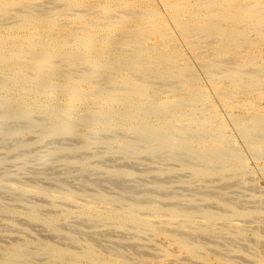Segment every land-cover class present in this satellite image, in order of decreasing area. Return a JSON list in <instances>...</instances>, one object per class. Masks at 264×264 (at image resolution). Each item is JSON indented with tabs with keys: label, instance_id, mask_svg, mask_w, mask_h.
<instances>
[{
	"label": "bare ground",
	"instance_id": "bare-ground-1",
	"mask_svg": "<svg viewBox=\"0 0 264 264\" xmlns=\"http://www.w3.org/2000/svg\"><path fill=\"white\" fill-rule=\"evenodd\" d=\"M154 3L155 6L154 5L152 6V4ZM166 17L169 18V21L170 20L173 21V23L171 24L175 25L174 28H176V31H172V32L173 33L176 32L179 35V38L183 39L184 44L187 46L188 50L194 53L195 57L197 58V60L195 59L196 64L201 69L203 75H205V78H207L212 83L214 93L217 96L223 98V100H225L226 103H228L227 102L228 100H235L236 98L246 97L245 95H248L246 97L247 99L242 98V100H244L242 107V111H244V113L242 115L235 114V116L229 114L228 115L233 116L231 118L232 119L231 122L234 123L236 129L239 131V134L241 135V139L244 140L245 144L249 148V151L252 152L254 155L258 156V158L260 157L259 160L261 158H263L264 160V110L263 111L258 110L259 107H257L256 105L257 103L255 102L254 99L251 98L252 97L251 94H253L254 92L258 94L257 91L260 89V86H262V81L264 79V67L260 64V60L264 57V52L261 51L262 44L264 43V0H0V94H2L7 101L10 102L11 100H14L18 104L17 109H9L10 115L15 116V114H13L15 112H17L18 115L22 111V110L20 111L19 107L20 105H22L24 101L29 102L26 103L27 105H25L26 108L25 112L29 113V112L38 111L43 114L50 113L52 111L51 108L52 103L55 99H57L61 101L59 103V106L62 109H64V112L69 119L74 118V116L77 115L78 122L79 121L85 122L86 120H88L87 115L85 113L78 115V112H80L81 109H86L88 110L87 113L89 114L88 117L90 119L91 125H97V124L98 126L99 124L103 125L104 129L109 130V133L110 131H115L117 129H118L117 131H119V129L122 128L129 135H132L133 137L145 141L146 144H149V148L147 150L151 154L150 156L152 158H153L152 155H154L155 153H158L163 150H170L173 153V155H171L170 157L173 158L174 161L175 160L182 161L180 160L182 156L179 159V155H178V153H180L179 151H182L181 153L184 152L185 155H187V157L190 159V161H188L187 163L183 164L189 159H186L182 163L183 168L193 171L197 176L204 178V180L218 179L223 184H228L232 182L237 183V181L244 183L250 177V176L248 177L247 172H244V168L247 165H244V161H243L244 159H242L237 146L234 145L233 142L231 143L229 141V136H227L226 134L227 129L225 127V124L220 122L217 123V118L219 116L217 115L218 113L214 109L215 106L211 104L207 96L209 95L207 93L208 91L207 90L204 91L205 93H207V95H205L204 92H202L200 89H198V87L195 86L196 84L193 85L194 84L192 83L193 81H190L191 78L189 79L187 78V75L190 72H192L191 70L192 68L189 63L190 59L187 61L186 59H183L180 53V49L183 46H181L180 42L178 43L174 41L173 35L168 29L169 26L166 25L167 23ZM174 28H172V30ZM5 30L7 31L6 33L8 34L11 33L12 35L11 39L10 37L9 39H7L8 35L6 36V38L4 37V35H2V32ZM176 33L175 35L177 37ZM194 38H197L198 40L196 41L194 40ZM182 39H180V41ZM206 56L209 57V59H205ZM110 72L114 73L115 75H110L109 74ZM194 72H196V70ZM197 79L198 78H196L195 80ZM211 91L213 93V90ZM166 93H169L170 95L169 94L166 95ZM262 94H258V95L262 96ZM39 98L41 99V101L42 99L44 100V103L42 105L37 104L34 101V99L38 100ZM8 108L10 107H7V109ZM60 111L57 112L61 113ZM60 116L62 117V115ZM220 118L221 116L219 117V120L222 121ZM35 119L37 118L35 117ZM55 125L56 123L54 124V126ZM47 127L49 128V126ZM69 127L67 126L66 131L67 133L71 134V131L73 129L70 130ZM54 128H56V126L53 127V129ZM48 130H46L45 132H47ZM92 131L94 132V130ZM101 131L102 129L100 128L101 136L104 135L105 132H107L105 134H109L108 131H105L103 134ZM38 132H40V130H38ZM97 132L95 134L92 132L91 133L96 136L98 134ZM170 132H171L170 134L171 137L168 138ZM84 134L86 135V133ZM46 135H48V133H46ZM63 135L66 136L64 133ZM94 135L92 137H94ZM119 135H121V133ZM173 135L174 136L177 135V137L179 138L174 139V137H172ZM35 137H33V139ZM97 137L99 138V136ZM107 137H108L107 141L110 140L111 137L110 138L109 136ZM60 138L62 139L64 137L61 136ZM50 139H47L48 143H45V145L49 144ZM79 139L78 142L76 141L77 143H79ZM89 139H91V137H89ZM120 139H118V141ZM47 140L45 139V142H47ZM59 141L61 140L59 139ZM81 141L82 139H80V142ZM88 142H90V140ZM117 143H120V145H122L123 147L133 146L130 142L124 140L119 141ZM138 146L137 148L134 147V149L135 148L139 149ZM141 147L144 149L143 146H140V149H142ZM104 148L106 149V147ZM137 152L134 154H137ZM143 153H146V151ZM162 153L163 152H161L160 154L162 155ZM124 154L125 153L122 152L121 155ZM254 155H250V156H254ZM129 156L131 157V155ZM167 156L165 155V157ZM67 157H69V155ZM77 157L79 158V156ZM110 157L112 156L110 155ZM51 158L53 159V157ZM184 158L186 157H183V160ZM196 158L203 163V165L201 164L202 165L201 167H196V165H198L199 163L194 164L193 159ZM196 161L199 162L198 160ZM155 163L157 162L155 161ZM76 167L77 166H75L74 168ZM155 168L156 167L154 166V169ZM121 170L123 169L121 168ZM261 171L263 170L261 169ZM98 172L100 173V171ZM250 172H252V170ZM117 174L121 175L123 178L124 176L127 177L131 175L129 172H124V171L118 172ZM156 175L158 176V174ZM73 176L76 175L74 174ZM114 176L115 175H113V177ZM139 177L142 176L140 175ZM251 177L250 179H248L249 181H252ZM97 178L99 179V177ZM119 178L120 177H118V180ZM98 179L96 180L95 178V181H97V183L100 182V181L98 182ZM129 179L133 180L134 178H129ZM151 179L153 178L151 177ZM196 180L197 178L195 179L194 182H196ZM198 180L200 179L198 178ZM213 182L214 181H212V183ZM183 183L185 182L183 181ZM250 184L251 183H249V185ZM59 186L60 185H58V187ZM212 186L213 185H211V187ZM227 186L225 185V187ZM217 187H219V189L221 188L219 185H217ZM237 187H239V185ZM74 189L75 188H73V190ZM153 189L155 188H152L150 192L154 193ZM210 189L211 188H209V191ZM134 190L136 191L135 188L132 189V191ZM221 190H223V188H221ZM183 191L185 192V190ZM213 191L215 194V190H212L211 192ZM152 193H150V195H152ZM160 193L161 192H159V194ZM208 193L209 195L211 194L210 192ZM49 194L50 193H48V195ZM69 194L71 195V193ZM214 194L212 193L213 196L211 197L208 196L209 198H207V201L210 202L211 204L215 203L217 205L216 207L218 208L220 206L221 210L222 208H226V210H228L227 214L220 215L214 212L204 210L199 207L194 208L192 207L194 203L192 205H188L189 207L191 206L194 209L182 211V210H178L173 206L172 207L169 206V208L167 209L158 206L156 204L140 205V203L143 202L140 201L141 199L139 200L140 203L139 202L134 203L133 201L134 199H130V201L132 200L133 203L132 202L126 203L120 200L115 201L116 199L110 200V198L107 199L106 197L103 196H95L92 198V200L90 199L89 202L86 200L88 204H85L83 206L80 205L82 211L81 215L82 218L85 220H90V221L95 220V222L96 220L108 221L110 224V230L116 232L124 231L128 227H132L135 232L133 234L135 237H133L129 242H127V244L126 243L125 244L135 251L148 250L151 252L152 250H160L161 252L164 253L165 258L170 259V260L168 259L169 262L170 261L180 262L179 256L177 257L176 255L170 253L168 250L163 249L156 244L155 242L156 238H158V240L159 238H164L165 241L169 243V245H171L176 250L184 254L183 256L186 257L187 261H190L192 264H202L200 262L202 258L199 261L198 254L201 251L204 252V249L206 250V246L197 241L195 242L192 241V243L189 242V237L195 236L197 235V233L198 235H200V233L198 231L192 232L190 230L189 231H187L186 229L184 230L182 229V227H179L178 225L179 223H186L188 227L191 226L193 221L192 220L193 215L198 214L196 212H199L201 214L200 221L201 220L204 221V223L207 226H209L211 229H213L212 226L214 225V223L217 222L224 224H233V225H235L234 223L236 221H241L242 223L254 222L256 226L252 232H254L253 234L255 235L256 242L261 241L263 240L262 238H264V209L262 207L258 206L255 208H244L245 206L244 204L240 205L238 202L228 203L225 202L222 197L214 196ZM51 195L54 194L52 193ZM62 195L59 196L62 197ZM74 195L76 196V194ZM197 195H195V197ZM67 196H65V199L66 200L70 199V197L68 198ZM164 196L165 195H163V197ZM230 197L231 196H229V198ZM123 199L126 200V198ZM149 199L150 198H148V200ZM201 199L202 198H200V200ZM152 200L153 199L151 198V201ZM197 200L195 198V201ZM252 200H254L256 203L260 202V199H258V197L256 196H254ZM135 201H137V199ZM202 201H206V200L202 199ZM237 201L239 200L237 199ZM155 202L160 203L158 201ZM176 202H173L172 204H174L175 206ZM206 203L202 202L203 206ZM170 204L171 203H169V205ZM176 206H179V204ZM186 206L187 205H185V208L188 207ZM211 206L212 205L208 207L210 208ZM206 207L207 205H205V208ZM28 210H31V208L30 209L28 208ZM13 213L18 216L20 215V217L22 215L21 212H13ZM39 213L37 212L36 209H33L29 214L26 213L27 214L26 218L31 222L37 223L40 220ZM62 217L64 216H61V218ZM44 219L45 218H43V222H45ZM50 220H52V223L46 222V226L50 228L49 230H51L52 235L60 238L61 236H65L63 235V233L61 234L59 232L58 228H56L58 225L57 226L55 225L58 222H60V218L59 217L53 219L50 218ZM84 223H86V221ZM62 225L63 224L61 223L59 226L62 227ZM44 230L46 229L44 228ZM221 231L224 234L225 230H221ZM93 233L91 234L93 235ZM110 233L112 232L110 231ZM145 234L146 235L148 234L149 236L147 235L148 237L142 239V237H145L144 236ZM225 235H227V233H225ZM120 237L122 236L120 235ZM66 238L67 240L69 238V240L73 243V245L74 244L79 245L80 243L79 240H77L76 238L70 236H66ZM159 242L160 240L158 241V243ZM94 243H95L94 239L89 240L88 243L89 247L87 248V252H85L87 255L86 258L88 257L89 260L90 261L92 260L94 264H145L144 262H139V259L138 261L127 260L124 254H121L125 252L120 251L118 249L116 250L115 248L114 250H116L117 254L109 253L108 257L103 256V258H101L103 255L102 254L101 257H98L96 253L97 247H95L96 245ZM75 245L73 247H75ZM51 246L48 247L45 245L44 246L45 248L48 247L47 250L43 247L40 248L41 250L40 254L48 253L49 257L51 256L54 259L64 258V256L66 255L65 251H67V250L65 251L63 250L64 247L62 249H58L59 247L54 248L53 246L52 247ZM46 251L49 252L46 253ZM214 251L217 253L218 249H214ZM12 253H10L11 255H8L7 258L10 257L11 259ZM236 253L238 255V253L240 252H236ZM137 254L139 255V253ZM13 255L16 256L29 255V251L27 250V247L22 246L21 248L19 247L18 251L14 252ZM146 255L149 257L148 254ZM16 256H13V259ZM152 256L155 257L154 255ZM75 257L77 258L80 256L76 255ZM15 260H17V258ZM204 260H206V262L203 263L206 264L216 262L215 261L216 259L214 260L209 255L206 256ZM219 260L217 261V263L219 262ZM225 260L229 261L228 259ZM153 262L154 261H152V263ZM165 262H158V263L159 264L169 263V262L168 263ZM255 262L257 261L255 260ZM68 263L72 264L73 261L72 263L68 261ZM180 263L191 264L187 262L185 263L183 261ZM231 263L229 262L225 264H231ZM257 264H264V261H260Z\"/></svg>",
	"mask_w": 264,
	"mask_h": 264
},
{
	"label": "rangeland",
	"instance_id": "rangeland-1",
	"mask_svg": "<svg viewBox=\"0 0 264 264\" xmlns=\"http://www.w3.org/2000/svg\"><path fill=\"white\" fill-rule=\"evenodd\" d=\"M153 5L155 6V3L152 4V6ZM164 16H165V13H164ZM168 21H169V18L166 17V22H167L166 25L169 26L168 29L172 33L174 41H176L178 43L180 42L181 46H183L180 49V53H181L183 59H186V61L190 59L189 60L190 62L189 61L188 62L191 65L192 72H190L187 75V78L188 79L191 78L190 81H193L192 82V83H194L193 85L196 84L195 86L198 87V89H200L202 92H204L206 90L208 91L207 93L209 95H207V93L204 92L205 95L208 96L211 104L215 106V107L214 106L213 107L216 110V112L218 113L217 115L219 117L221 116L220 119L222 121H220L219 117H218L217 118V123L220 122V123H224L225 124V127L227 129L226 134H227V136H229V141L231 143L233 142V144L237 146L242 159H244L243 160L244 161V165H247V166H245L246 170L244 168V172L248 173V177L252 176L251 177L252 181L248 180V179H250V177L247 179V181L244 182L245 184L243 182H238V181H237V183L236 182H232V183H228V184H223L218 179H210V180L205 179L204 180V178H201V177L197 176L193 171L183 168V164H185L188 161H190V159L187 157V155H185L184 152L181 153L182 151H179L181 154L178 153L179 159L182 156V158L180 159L182 161H176V160L174 161V159L170 157L171 155H173V153L170 150H163V151L158 152L159 154L161 152H163L162 155L161 154L159 155L158 153H155L157 155H155V154L152 155L153 156V158H152L150 156L151 154L147 150L149 148V144H146L145 141H142V140H140V139H138L136 137H133L132 135H129L122 128H120L119 131H117L118 130L117 129L115 131H110V133H109V130L104 129L103 125H100V124H99V126H98V124L97 125H91L90 119L88 117L89 114L87 113L88 110H86V109H81L80 112H78V115L79 114L81 115V114H84V113L87 115V119L88 120H86L85 122L84 121L83 122H81V121L78 122V119H77L78 116L77 115H75L74 118L69 119L68 116L65 114L64 109H62L59 106V103L61 101H59L57 99H55L53 101L52 106H51L52 111L50 113H44L43 114L41 112L34 111L36 113L35 114L34 112H29V113L25 112V110H26L25 105H27L26 103H29V102L28 101H24L22 103V105H20V107H19L20 111L22 110L20 112L21 114L19 113L20 116H19V114L17 115V112L13 113L17 117H15L14 115L12 116V115H10V110L9 109H17L18 104L14 100H11L10 102L7 101L6 98L2 94H0V121H1L0 122V254H1L0 255V264H2V263L3 264H22V262H23V264H64V263L67 264L68 261L70 263H72V261H73L72 264H94L92 260L90 261L88 257H87L88 259L86 258L87 255L85 253V252H87V248L89 247L88 243H89V240H91V239L95 240L94 244L96 246L95 245L94 246L97 247L96 253H97L98 257H101V255L103 254L101 258H103V256L104 257H108L109 253L110 254H117L116 250L118 249L120 251H124L125 252V253H121V252H119V253L124 254L125 258L127 260H129V261H132V260L133 261H138V259H139V262H144L145 264H147V263L148 264H150V263L151 264H159L158 262H165V261H166L165 263L169 262L170 259L169 258H165L164 253L161 252L160 250H152L151 252L148 251V250H136L135 251L132 248L128 247V245H126L127 242H129L133 237H135L133 235L135 232H134V229L132 227H128V228H126L127 230L125 229L124 231H120V232H122V233H120L119 231L116 232V231L110 230V224H109L108 221L96 220V222H97V225H96L95 220H91L90 221V220L83 219L82 215H81V213H82L81 206H83L85 204H88L90 199L92 200V198L95 197V196H103V197H106L107 199L110 198V200L111 199L112 200L116 199L115 201H119L120 200V201H123V202H126V203H131L132 200L130 201V199H134L133 200L134 203H136V202L138 203L139 200L141 199L140 201H143L144 203L143 202H141V203L139 202L140 205L156 204L158 206H161V207H164V208H167V209L169 208V206L170 207L173 206V207L177 208L178 210H182V211L194 209L195 207H199V208H202L204 210H207V211H210V212H214V213H217V214H220V215L227 214L228 210H226V208H222V210H221L219 205H218L219 206V208H218V207H216L217 205L215 203L211 204L210 202L207 201V198L213 196L212 193L214 194V191L213 192H211V191L215 190L214 196L222 197L225 202H228V203L238 202L240 205L244 204L245 206H247V207H245L243 205L244 208H255V207L259 206V207H262L264 209V176H263L264 175V172H263L264 171V169H263L264 168V160H263V158H261L259 160L260 157L258 158V156L254 155L252 152L249 151L248 146L245 144L244 140L241 139V135L239 134V131L236 129L234 123L231 122L232 121L231 118L233 116H235V114L236 115H242L244 113V111H242V107H243V103H244V100H242V98L243 99H247L246 97L248 95H245L246 97L236 98L235 100H228L227 101L228 103H226V101L223 100V98H220L219 96H217L214 93V89L212 87V83L207 78H205V75H203L201 69L196 64L197 58L195 57L194 53H192L190 50H188L187 46L184 44L183 39L179 38V35L176 32H174V33L172 32V31H176V28H174L175 25L171 24V23H173V21L170 20L169 21L170 23ZM172 28H174L175 30L174 29L172 30ZM6 32H7L6 30L3 31L2 35H4L5 38L8 35L7 39H9V37L11 39V36H12L11 33L8 34ZM175 33L177 34V37H176ZM180 39H182V40L180 41ZM194 40L197 41L198 39L194 38ZM261 51L264 52V43L262 44ZM191 55L194 56L195 58L192 57ZM205 59H209V57L206 56ZM260 64L264 67V57L260 60ZM195 70H196L197 73L194 72ZM109 74L110 75H115L112 72H110ZM196 78H198V79L195 80ZM263 83H264V79L262 81V86H260V89L257 91L258 94H262L263 93L262 96L258 95L255 92H254L255 94L254 93L251 94V96H252L251 98L255 100V102L257 103L256 104L257 107L262 109L261 110V109L258 108V110H260V111L264 110V97H263L264 92H261V91H264V84ZM211 90H213V93H212ZM168 94L169 93H166V95H168ZM213 94H215V95H213ZM256 94H257V96H256ZM249 97H250V95H249ZM260 98H262V99H260ZM221 99H222V101H221ZM2 100L5 101V102H3ZM26 100H28V99H26ZM236 100H237V103H236ZM34 101H35V103L40 104V105H42L44 103V100L42 99V101H41L40 98L38 100L34 99ZM15 103H16V105H15ZM240 103H241V105H240ZM237 104H239V105H237ZM2 106H4L6 109L4 107H2ZM6 106L10 107V108L7 109ZM57 111H60L61 113L62 112L63 113L61 114V113H59ZM228 114L229 115H233V116H229ZM35 115H37L38 117L35 116ZM60 115H62V117ZM18 116H19V118H18ZM32 116L33 117L35 116L37 119H35V117L33 118ZM13 117H14V119H13ZM39 119H41L42 121L39 120ZM60 120H62V121H60ZM14 121H16V122H14ZM49 121H51V122H49ZM230 122L233 123V124H231ZM55 123H56L55 126H56L57 130H56V128L53 129V127H55L54 126ZM228 123H230V124H228ZM72 124H73V126H72ZM88 124H90V125H88ZM47 126H49V128L50 127L51 128L49 129ZM67 126L68 127L70 126L69 127L70 130L73 129L71 131V134L67 133V131H66ZM87 127H88V130H87ZM95 127H98V128H95ZM58 128L60 130H62V131H60ZM100 128L102 129V131H101L102 134L105 131H108V133L111 134V135L105 134V133H107V132H105L104 135L101 136ZM9 129H10V131H9ZM45 129L46 130L49 129V130L47 132H45L46 131ZM95 129H96V131H95ZM98 129H99V131H98ZM38 130H40L41 133L38 132ZM92 130H94V132ZM31 131H33V132H31ZM42 132H44V133H42ZM83 132L86 133V135ZM91 132L94 133V134L97 132L98 134L95 136ZM46 133H48V135H46ZM58 133H59V135H58ZM63 133L66 136H64ZM120 133H121V135H119ZM60 134L64 138L61 139L60 138L61 137ZM170 134H171V132L169 133L168 138L171 137ZM93 135H94V137H92ZM28 136H29V138H28ZM77 136H79V137H77ZM88 136L91 137V139H89ZM97 136H99V138ZM107 136H109V138L113 137L112 140L110 138V140H108L109 141L108 142L107 141V138H108ZM33 137H35V138L33 139ZM103 137H104V139H103ZM120 137H121V139L123 137H125V138H123L121 140ZM172 137H174V139H178L179 138V137H177V135H175V136L173 135ZM74 138H75V140H74ZM77 138L78 139L79 138L82 139L81 142H84V143H81L80 139H79V143H77L78 142ZM97 138H98V140L99 139H101V140L98 141ZM117 138L120 139L119 141H123V140L124 141H128L133 146H131V147H123L122 145H120V143H117V142H119ZM45 139L46 140L50 139L49 140L50 141L49 144L45 145V143H48V140H47V142H45ZM59 139L61 141H59ZM70 139H71V141H70ZM88 139L90 140L91 143L88 142L89 141ZM92 139H93V141H92ZM232 139H233V141H232ZM34 143H36V144H34ZM60 143L62 145L63 144L64 145L62 146ZM42 144L45 145V146H43ZM89 144H91V145H89ZM111 145H113V146H111ZM41 146L44 147V148H42ZM119 146H120V149H119ZM137 146L139 147V149H136ZM140 146H143L144 149L142 147H141L142 149H140ZM24 147L25 148L27 147V148L25 149ZM30 147L33 148L34 150L31 149ZM71 147H73V148H71ZM80 147H82V148H80ZM104 147H106V149ZM108 147H111V148H108ZM113 147H116V148H113ZM134 147H136V148L134 149ZM89 148H91V149H89ZM245 148H248V149H245ZM123 149H124V151H123ZM111 150H112L113 153L111 152ZM27 151H29V152H27ZM71 151L73 152L74 155L72 154ZM97 151H98V153H97ZM133 151H135V152H133ZM145 151H146V153H143ZM122 152L125 153L126 156H125V154L121 155ZM136 152H137V154H134ZM77 154H80V155H77ZM127 154H128V156H127ZM68 155H69V157H67ZM93 155L95 156V158H94ZM110 155L112 157H110ZM119 155L121 156V158H120ZM129 155H131V157ZM165 155L166 156L168 155V156L165 157ZM250 155H254V156H250ZM77 156H79V158ZM51 157H53V159ZM56 157H58V158H56ZM132 157H134V158H132ZM183 157H186V158H184V160H183ZM70 158L71 159L73 158V159L71 160ZM117 158H119V159H117ZM101 159H104V160H101ZM186 159H189V160L184 162ZM193 160H194V164H196V163L200 164V165L199 164L196 165V167H201L203 165V163L199 159L196 158V159H193ZM196 160H198L199 162H197ZM155 161L157 163H155ZM89 162H91V163H89ZM78 163H79V165H78ZM159 163L162 164V165H160ZM60 164L61 165L64 164V165L61 166ZM175 165H177V166H175ZM75 166L78 167V168L76 167L78 170L76 168H74ZM154 166L157 169L156 168L154 169ZM152 167H153V169H152ZM247 167H248L249 170L247 169ZM121 168L123 170H121ZM252 168H254V169H252ZM261 169L263 171H261ZM120 170L124 171V172H129L131 175L127 176V177L124 176V178H123L121 175L117 174L118 172H121ZM251 170H252V172H250ZM98 171H100V173ZM175 171H177L178 173L175 172ZM67 172H69V173H67ZM78 172L79 173L81 172L80 173L81 175ZM139 172H141V173H139ZM74 174L76 176L79 175V176H77V179H76V176H73ZM84 174H85V176H84ZM134 174L135 175L138 174V175L135 176ZM156 174H158V176ZM165 174H167V175H165ZM113 175H115V176L113 177ZM140 175L142 177L144 176L146 178L143 177V179H144L143 180L142 177H139ZM96 176L99 177V179ZM85 177H87V178H85ZM118 177H120L119 180H118ZM151 177L153 179H151ZM95 178H96V180L98 179V182L99 181L100 182L97 183V181H95ZM129 178H134V179L132 180V179H129ZM136 178H138V179H136ZM192 178H194V179H192ZM196 178H197V180H196V182H194ZM198 178L200 180H198ZM59 179H60V181H59ZM55 180H56V182H55ZM106 180H107V182H106ZM146 180L148 181V183H147ZM201 180H203V181H201ZM108 181H109V183H108ZM183 181L185 183H183ZM199 181H201V182H199ZM212 181H214V182L212 183ZM61 182H63V183H61ZM249 183H251V184L249 185ZM58 185H60V186L58 187ZM200 185H202V186L204 185V186L202 187ZM207 185H210V186H207ZM211 185H213V186L211 187ZM217 185H219L221 188H223V190H221V188L219 189V187H217ZM225 185L226 186L228 185L230 187L232 186V187L230 188V187L227 186L228 187L227 188V187H225ZM238 185H239V187H237ZM110 186L111 187L113 186V187L111 188ZM163 186H164V188H163ZM200 187H202V188H200ZM214 187H216V188H214ZM73 188H75L74 189L75 191L73 190ZM100 188H102V189H100ZM134 188L136 189V191L135 190L132 191V189H134ZM138 188L140 190L141 189L142 190L140 191ZM147 188H149V189H147ZM152 188H155V189H153L154 191L152 190L154 193L150 192V190ZM161 188H162L163 191L161 190ZM209 188H211L210 191H209ZM224 188H225V191H224ZM38 189L40 191L41 190L42 191L40 192ZM119 189H120V191H119ZM230 189L231 190L233 189V190L231 191ZM37 190H38V192H37ZM61 190H62V192H61ZM183 190H185V192ZM187 190H189L190 192L187 191ZM219 190H220V193H219ZM199 191H201V192H199ZM206 191H207V193H206ZM227 191H229V192H227ZM47 192L50 193V194L48 195ZM159 192H161V193L159 194ZM208 192H210L211 194L209 195ZM224 192H227V193H224ZM52 193L54 195H51ZM69 193H71L72 196ZM98 193H99V195H98ZM150 193H152V195H150ZM155 193H156V195H155ZM234 193H235V195H234ZM74 194H76V196ZM197 194H200V195H197ZM204 194L207 195V196H205ZM59 195L60 196L62 195V197H60ZM64 195L65 196L68 195L67 197L68 198L70 197V199L66 200ZM128 195H129V197H128ZM163 195H165V196L163 197ZM179 195H180V197H179ZM191 195H194V196H191ZM195 195H197V196L195 197ZM142 196H143V198H142ZM189 196H191V197H189ZM229 196H231V197L229 198ZM254 196L258 197V199H260V202L256 203L254 200H252V198H254ZM77 197L80 198V199H78ZM187 197H188V199H187ZM123 198H126V200L123 199ZM145 198H147V199H145ZM148 198H150V199L148 200ZM151 198L153 199L152 201H151ZM167 198H170V199H167ZM171 198H172V200H171ZM195 198H196V200L198 199L197 200L198 202L195 201ZM200 198H202L203 200H206V201H202V199L200 200ZM82 199H85V200H82ZM136 199H137V201H135ZM142 199H144L145 201L142 200ZM163 199L164 200L166 199V200L164 201ZM237 199L239 201H237ZM176 200H177V202H176ZM155 201H158L160 203H157ZM162 201H164V202L167 201L168 204H167V202L164 203ZM84 202H87V203H84ZM173 202H176L175 206H174V204H172ZM202 202H204V203L207 202L208 203V204L207 203L205 204V205H207L206 208H205V205L203 206ZM169 203H171V204L169 205ZM177 203L179 204V206L182 209L179 206H176V205H178ZM162 204H164V205L167 204V205L164 206ZM199 204H200V206H199ZM209 204L212 205L213 207L211 206L209 208L208 207V206H210ZM185 205H187V206L188 205H192V207H194V208H192L191 206L190 207L188 206L189 208L186 206L187 208H185ZM37 207H38V209H37ZM28 208L29 209L31 208V210H28ZM33 209H36L38 213L41 212V213H39L40 220L37 223L36 222H31V221H29L26 218L27 217L26 215L29 214ZM94 209H96V208H94ZM13 210H15V211H13ZM45 210H47V211H45ZM12 211L13 212H21L22 213L21 217H20V215L18 216L16 214H14ZM196 213H198L200 215V217H199L198 214H196V215L194 214L193 218H192L193 221H192L191 226L188 227L186 223H179L178 225H179V227H182V229H184V230L186 229L187 231L190 230L192 232H197L198 231L200 233V235H198V233H197V235L192 236L193 238L189 237V242L192 243V241L193 242L197 241V242H200L201 244L206 246V250L204 249V252L201 251L198 254L199 255L198 256V260L200 261L201 258H202V260L200 261L202 264H206V263H203V262H206V260H204V259L208 255L211 256L214 260L216 259L215 263H209V264H220L225 259H228L229 261L225 260L223 262L224 264L225 263H229V262L230 263L232 262L231 264H235L236 262H238L236 264H254V263L257 264L260 261H264V259H263L264 258V241H263L264 238H262L263 240L256 242L255 235L253 234L254 232H252L253 229L256 226L254 222L242 223L241 221H236L234 223L235 225H233V224H224V223H220V222L218 223L217 222V223H214V225L212 226L213 229H211L209 226H207L204 223V221H202V220L200 221L201 214L199 212H196ZM17 216H18V218H17ZM61 216H64L65 218L62 217L63 218L62 219ZM56 217H59L60 218V222L63 224L62 227L59 226L61 224L60 222L55 224L56 226L58 225L59 227H61V228H59L57 226L56 228H58V230H59V232L61 234L63 233V235H65V236H61V238L52 235L51 230H49L50 228H48L46 226V222H51L52 223V220H50V218L53 219V218H56ZM43 218H45L44 219L45 222H43ZM69 221H71V222H69ZM85 221H86V223H84ZM40 222H41V224L42 223L43 224L41 225ZM11 223H13V224H11ZM44 223H45V225H44ZM37 224H40V225H37ZM42 226L46 230H44V228ZM221 230H225L224 234L222 233ZM110 231L112 233H110ZM83 232H85V233H83ZM91 233H93V235ZM225 233H227V235H225ZM120 235L122 237H120ZM147 235L145 234L144 235L145 237H142V239L149 236V235L148 236ZM202 235H204V236H202ZM52 236H54V237H52ZM66 236H70V237L76 238L77 240H79V242L81 244L78 242L79 245H75L74 244L75 247H73L74 246L73 243L69 240V238L67 240ZM80 238H82V239H80ZM163 239L164 238H159L160 242L158 243L159 240H158V238H156L155 242H156V244L159 247L168 250L170 253L176 255L177 257L179 256L180 262L183 261L185 263L186 262L187 263H191L190 261H187L185 256H183L184 254H182L181 252L176 250L174 247L169 245V243L166 242L165 239L164 240ZM51 244H52V246L54 248L59 247L58 249H62L64 247L63 250L64 251L67 250V251H65L66 255L64 256V258H62V259H54L51 256L49 257V255L47 253L49 251H46L47 254H40V251H41L40 248H42V247L45 248L44 247L45 245L49 247V246H51ZM166 244H167V246H166ZM22 246L23 247H27V250L29 251V255H19V256L13 255L14 252L18 251V248L19 247L21 248ZM48 247H46L45 249L47 250ZM66 248H68V249H66ZM114 248L116 250H114ZM214 249H218L217 253L214 251ZM19 250H22V249H19ZM104 250L105 251L107 250V251L105 252ZM221 250H222V252H221ZM72 251H74V252H72ZM112 252H114V253H112ZM230 252H231V254H230ZM232 252H235V253H232ZM236 252H240L242 255L240 253H238V255H237ZM10 253H12L11 259H10V257L7 258L8 255H11ZM81 253H83V254H81ZM137 253H139V255ZM178 253H180V254H178ZM32 254H34V255H32ZM146 254H148L149 257ZM76 255H79L80 257L76 258L75 257ZM152 255H154L155 257H153ZM159 255H161V256H159ZM257 255H258V257H257ZM13 256H16V257H14V259H13ZM21 256H24V257H21ZM71 256H72V258H71ZM81 256H82V258H81ZM133 256H134V258H133ZM157 256H159L161 259L159 257H157ZM47 257H49V258H47ZM16 258H17V260H15ZM249 258H250V260H249ZM260 258H262V259H260ZM12 260H14V261H12ZM58 260H60V261H58ZM142 260H144V261H142ZM148 260H149L150 263L148 262ZM155 260H156V262H155ZM218 260H219V262L217 263ZM252 260H254V261H252ZM255 260L257 262H255ZM79 261L82 262V263H80ZM83 261H84V263H83ZM87 261H88V263H87ZM152 261H154V262L152 263ZM220 261H222V262H220ZM180 262H178V261H172L171 262L170 261L168 264H181Z\"/></svg>",
	"mask_w": 264,
	"mask_h": 264
}]
</instances>
